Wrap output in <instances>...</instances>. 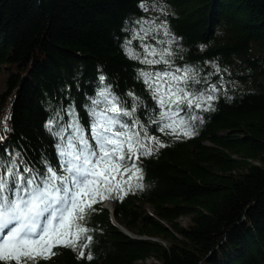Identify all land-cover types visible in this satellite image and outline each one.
Returning a JSON list of instances; mask_svg holds the SVG:
<instances>
[{
    "label": "trees",
    "instance_id": "trees-1",
    "mask_svg": "<svg viewBox=\"0 0 264 264\" xmlns=\"http://www.w3.org/2000/svg\"><path fill=\"white\" fill-rule=\"evenodd\" d=\"M165 49L169 65L142 63ZM186 68L199 83L188 82L196 99L179 117L193 134L160 132L151 121L166 108L140 73L182 75ZM2 74L0 158H14L21 170L42 172L45 160L58 169L61 141L46 125L58 120L53 131L66 128V143L74 131L68 126L78 121L90 138L92 101H101L97 111L107 107L98 95L105 89L120 107L135 108L122 122L139 121L165 145L126 161L131 171L112 180L121 191L102 193L135 235L116 226L99 201L86 219L92 240L82 249L93 258L58 246L38 264H264V0H0ZM133 162L141 174L132 175ZM187 214L180 225L176 218Z\"/></svg>",
    "mask_w": 264,
    "mask_h": 264
},
{
    "label": "snow or ice",
    "instance_id": "snow-or-ice-1",
    "mask_svg": "<svg viewBox=\"0 0 264 264\" xmlns=\"http://www.w3.org/2000/svg\"><path fill=\"white\" fill-rule=\"evenodd\" d=\"M165 35H168L167 31ZM126 51L130 58H139L130 48ZM145 52L150 56L157 54L147 47ZM148 55L142 63L169 65L170 59H165V55L171 57L172 53L165 49L158 60L148 59ZM176 72L140 73L148 88L153 89V98L158 105L166 108L159 113L158 119L151 122L161 125L160 132L170 129L173 135L177 134L178 127L186 124L184 118L179 117L181 106L186 105L191 109L196 99L195 94L188 91V82L199 83L191 69H184L182 75ZM98 95L106 101L107 107L97 111L95 106L101 101H92L94 107L90 115L94 119L90 125V138L78 121L68 126L74 131L66 143V128L53 131V124L58 120L49 121L46 125L52 135L61 141L56 144L58 169L45 160L42 161V172L27 166L21 170L14 158L7 161L0 158V264H38L39 260L50 259L55 254L53 249L58 246L77 251L78 258L91 260V253L86 255L82 249L87 248L92 240V236L87 235L86 219L90 212L96 210L93 205L105 198L102 195L104 191L109 194L121 191L119 184L113 185L112 180L117 173L131 171L126 161L138 160L140 155H152L155 150L165 146L156 137L148 136L139 121L133 120L131 125L121 121V116L133 117L135 108L128 111L120 107L116 97L109 99L107 89ZM199 98L204 99V94L201 93ZM206 99L211 101L215 97L208 95ZM195 107L201 105L196 103ZM6 121L7 117L4 118L5 132L9 131ZM164 121L168 122L161 124ZM137 127L144 131L143 137L140 131L135 130ZM181 131L185 136L193 134L190 128L181 127ZM4 139L0 136V141ZM145 139L154 142L156 148L145 145ZM131 168L135 170L132 175L141 174L135 162ZM139 178L142 179V175ZM137 187L142 185L138 184Z\"/></svg>",
    "mask_w": 264,
    "mask_h": 264
},
{
    "label": "rangeland",
    "instance_id": "rangeland-1",
    "mask_svg": "<svg viewBox=\"0 0 264 264\" xmlns=\"http://www.w3.org/2000/svg\"><path fill=\"white\" fill-rule=\"evenodd\" d=\"M147 9L148 10H156V9H160L158 5H154V4H147ZM6 74H2L0 76V93L3 91L4 89V79H5ZM142 208L147 211V212H151V207L148 204H143ZM189 218H190V214L187 215H180L176 218V220L178 221V223L180 225H184L187 224L189 222ZM147 264H152V258H149L146 260Z\"/></svg>",
    "mask_w": 264,
    "mask_h": 264
},
{
    "label": "water",
    "instance_id": "water-1",
    "mask_svg": "<svg viewBox=\"0 0 264 264\" xmlns=\"http://www.w3.org/2000/svg\"><path fill=\"white\" fill-rule=\"evenodd\" d=\"M113 210V209H112ZM112 210H111V214H112V216H113V212H112ZM114 220V219H113ZM116 225L117 226H119L123 231H125L127 234H129V235H132V234H130V232L128 231V230H126L124 227H122L121 225H119L118 223H116Z\"/></svg>",
    "mask_w": 264,
    "mask_h": 264
}]
</instances>
